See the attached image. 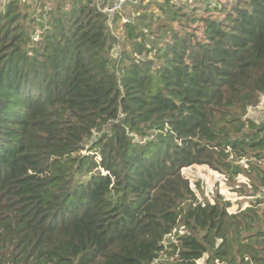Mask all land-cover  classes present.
I'll list each match as a JSON object with an SVG mask.
<instances>
[{"label": "trees", "instance_id": "16d2710c", "mask_svg": "<svg viewBox=\"0 0 264 264\" xmlns=\"http://www.w3.org/2000/svg\"><path fill=\"white\" fill-rule=\"evenodd\" d=\"M115 1L0 0V264H264V201L183 176L264 187V0Z\"/></svg>", "mask_w": 264, "mask_h": 264}, {"label": "rangeland", "instance_id": "374dc122", "mask_svg": "<svg viewBox=\"0 0 264 264\" xmlns=\"http://www.w3.org/2000/svg\"><path fill=\"white\" fill-rule=\"evenodd\" d=\"M172 1L176 4L177 7L189 4L188 8L185 9L186 11L201 10L203 8L202 4L199 3L198 0H189L188 2L187 0ZM134 2L135 4H137L139 0H136ZM132 8L133 4L129 1L126 4V10H132ZM128 14L125 13V15H123L121 24L125 23L128 20L126 17V15ZM118 31L119 37H122L123 35L124 45L121 44V49H123V47H128L129 44L125 40L126 34L121 29H119ZM261 104L264 105V100H262ZM261 111L262 110L254 108L250 110L248 116L251 119H255L259 123H264V115L261 113ZM243 166L247 170L249 168L248 162L244 161ZM183 176L186 180H190L192 188L199 201L203 203H207L208 201L214 203L218 197H222L226 201L230 200L232 202L233 206L229 210L231 213L245 210L251 205H256L257 200L264 201V187L259 182L258 178H256V175L254 173L240 175L236 180L230 181L227 177L212 171L208 167L196 166L184 170ZM255 186L260 187L262 193H255ZM207 260L208 256H206L205 259L198 261L197 264H206Z\"/></svg>", "mask_w": 264, "mask_h": 264}, {"label": "built area", "instance_id": "2783aa9c", "mask_svg": "<svg viewBox=\"0 0 264 264\" xmlns=\"http://www.w3.org/2000/svg\"><path fill=\"white\" fill-rule=\"evenodd\" d=\"M126 2L127 0H116L113 4L105 7V9H103V13L104 14L106 13L109 17H113L116 14L122 13L123 9L125 8ZM263 108H264V105L261 104L257 109L262 110Z\"/></svg>", "mask_w": 264, "mask_h": 264}]
</instances>
